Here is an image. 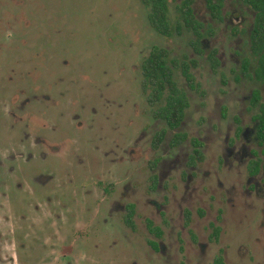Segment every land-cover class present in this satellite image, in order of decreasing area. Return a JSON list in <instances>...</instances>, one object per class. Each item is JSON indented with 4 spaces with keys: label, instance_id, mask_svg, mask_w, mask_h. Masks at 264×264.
<instances>
[{
    "label": "flooded vegetation",
    "instance_id": "flooded-vegetation-1",
    "mask_svg": "<svg viewBox=\"0 0 264 264\" xmlns=\"http://www.w3.org/2000/svg\"><path fill=\"white\" fill-rule=\"evenodd\" d=\"M195 1L193 9L199 20L195 10L197 0ZM226 1L228 0H224L222 23L231 21L238 14L237 19H241L243 23L250 20L252 24L253 15L250 10L236 2L239 7L226 14ZM22 5L23 1L20 3ZM142 5L144 6L143 3ZM38 7L35 5L29 14H24L25 21L19 26L0 16V264H123L126 261H130L129 264H139L142 252L148 264H156V261L159 264H264V144L257 137V115L264 106V83L254 79L249 72L248 75L241 73L244 61L254 63L249 47V56L235 63L232 74L239 82H250L258 87L251 91L249 106L244 107L246 113H251L248 120H244L245 112L234 117L238 128L234 139L230 142L226 140L229 146L220 160V165L227 169H234V163L243 168L246 173L245 183L240 185L241 191L232 187L226 191L227 207L214 195L215 201L220 203L215 208L216 216L197 237L191 227L194 211L182 207L180 215L185 220L179 227L176 238L172 239L170 233L169 240H166V232L173 228L171 221L166 219L169 204L176 199H171L169 190L165 187L162 204L155 200V195L160 192V172L163 175L169 168H183L184 170H180L181 177L185 178L188 186L200 174V166L205 161L204 147L208 144L204 143L200 135L190 140V135L183 130L192 96L183 91L189 104L184 110L181 126L172 131L166 121L156 118L157 106L147 102L146 94V103L152 115L146 132L154 133L151 149L153 154L159 153L160 157L148 161L151 176L146 197L147 203L155 210L145 219L148 236L143 243L146 246L144 248L140 238L136 236L138 201L121 203L122 199L133 193L137 194L135 178L123 179L122 169L117 173L112 166V153L109 154L110 151L105 148L98 149L101 144L92 143V135L88 132L89 103L75 105L71 96L72 86L75 84L74 58L69 54L65 58L60 55L62 49L73 47L72 35L59 28L63 27L61 22L64 21L57 22L53 19V5L44 12H38ZM205 8L207 10L206 4ZM243 8L250 17L244 16L246 14L242 11ZM145 9L147 31L162 37L149 25L148 9ZM209 15L212 23L218 25V21L213 20L210 13ZM177 18L178 13L174 25ZM169 19L172 22L171 17ZM230 28L234 35L232 29L235 27ZM10 30L15 35L12 41L7 40L11 37ZM240 31L246 34L243 29ZM185 33L187 32L175 34L172 38L182 37ZM203 33V54L200 55L191 45L196 39L192 33H188L193 36L190 45L195 57L181 54L176 59L182 61L186 58L189 63L196 61L198 67V59L205 58L210 71L218 73L223 66L218 50L209 48L206 43L214 36V32L210 35L211 30L204 29ZM162 38L165 41L171 40ZM155 46L167 49L170 59L175 58H171V51L167 46L153 45L149 53ZM240 53L242 52L236 50L237 58ZM211 54H215L219 61L216 69L209 60ZM177 72L175 82L179 88ZM88 76L82 75L79 80L87 82ZM186 86L188 87L187 82ZM188 89H198L196 81L195 88ZM256 94H259V104L255 103ZM90 107L95 114L97 105L91 104ZM102 111L105 113L106 110ZM162 124L165 127L159 130L158 126ZM162 133L165 134L164 140L155 148V139ZM175 135H186L187 140L173 145ZM169 138L165 155L163 150ZM193 140L198 144H193ZM187 144L191 147V153L184 159L186 154L182 150ZM197 150L203 153V159L198 158ZM126 154L129 158L127 160L138 162L136 144L130 146ZM123 160V157L119 158L120 166L123 165ZM216 181L219 183L218 179ZM181 201H187V192ZM155 213L159 224L153 218ZM197 213L202 219L206 218L204 214L207 217L211 214L210 209L204 207L198 209ZM186 230L192 237V243L198 246L194 262L184 255L185 249L182 248ZM207 231L208 235L205 234ZM175 244L179 245L177 249ZM123 245L130 246V259H120Z\"/></svg>",
    "mask_w": 264,
    "mask_h": 264
},
{
    "label": "rangeland",
    "instance_id": "rangeland-1",
    "mask_svg": "<svg viewBox=\"0 0 264 264\" xmlns=\"http://www.w3.org/2000/svg\"><path fill=\"white\" fill-rule=\"evenodd\" d=\"M22 1L23 5L20 6ZM180 2L181 0L170 1L172 23L176 21V6ZM35 5L39 6L38 12H42V10L44 12L47 7L53 5L55 8L53 19H56L57 22L64 21L61 22L63 27L59 28L72 35L71 42L73 44H71L74 49L72 47L60 51L62 57L65 58L69 54L74 58L72 62H74L75 68V84L72 86L71 96L75 105L89 103L87 105V113H90L88 132L92 135V143H99L102 146L98 149L105 148L110 151L109 154L112 153V166L117 173L122 169L123 179L135 178L134 187L137 194L133 193L128 198L122 199L121 203L138 201V218L136 220L138 232L136 236L140 238L139 241L145 248L143 243L148 236L145 219L150 217L152 211L155 210L147 203L146 193L150 186L148 180L151 176L148 170V161L151 162L159 158L160 154L152 153L151 141L154 133L146 132L149 130L152 115L146 103L147 93L141 86L140 67L153 45L167 46L171 51V58H176L181 54L195 57L190 45L193 36L185 33L182 37L175 36L171 40L165 41L155 33L147 31L145 27L147 11L141 0H0V16L16 22L19 26L21 22L25 21L24 14H29ZM225 5L226 14L233 8L239 7L233 0L226 1ZM195 10L198 19L205 24V30L214 32V36L206 43L209 48L218 50L223 66L219 68L218 73H213L205 58L198 59L199 66L191 70L198 85V89L194 91L188 89L181 73L177 72L180 90L192 96L191 107L187 110L188 119L183 130L190 135V140L196 135H200V138L208 146L204 147L205 161L200 166L201 172L196 179L190 182L189 189L185 184V178L181 177L180 170H184L183 168H169L163 175L160 172V192L156 194L157 196L155 195L156 202L162 204L165 187L169 190L171 199H176L169 204V214L166 219L171 221L173 228L166 232V240H169L170 233L172 239L176 238V233L185 220L180 215L182 207L194 211L191 227L197 237L203 228L207 227L206 224L213 221L216 216L215 208L220 203L215 201L214 195H217L221 204L227 207L226 191L231 187L241 191L240 185L245 183L246 176L243 168L238 167L237 163H234V169L230 170L222 167L220 160L229 146L227 141L230 142L234 139L238 128L237 120L235 122L234 117L238 113L245 112L244 107L249 106L251 91L257 86L250 82H239L232 74L235 63L241 62L243 58L249 56L246 35L251 22L248 20L243 23L241 19H237V14L231 21L214 24L203 0H197ZM242 11L246 14L244 15L246 18L250 17L244 8ZM66 19L67 21H65ZM232 26L239 27L240 30L243 29L246 34L233 35L230 30ZM10 32L11 37L7 40L12 41L15 35L12 30ZM236 50L242 52L238 54V58L235 54ZM60 59L59 57L58 60ZM82 75H89L86 77L87 82L79 80ZM91 104L97 105L98 110L95 109V114L91 112ZM102 104L103 106H101ZM102 110H106L105 113ZM250 114L249 112L244 113L245 121L248 120ZM164 127L163 124L159 125L158 129ZM169 140L170 138L165 142V149H162L165 155H167ZM135 144L137 145L138 162L132 163L127 160L129 158L126 152L130 146ZM187 145L182 150L186 154L184 159L191 153V147L189 144ZM120 157L124 159L122 166L118 164ZM156 174L159 172L156 171ZM217 179L219 183L216 181ZM185 192H187V201L183 202L181 200ZM203 207L210 209L211 212L208 217L204 214L205 219H202L197 213V210ZM155 215L156 213L153 214V218L159 224L158 216ZM205 234L208 235V231ZM183 239L184 255H187L193 262L196 261L198 246L192 243V237L190 238L187 234V230L183 234ZM177 245H174L175 249L179 246ZM127 246H122L120 259L131 258L130 246ZM129 262L126 261L123 264H129ZM138 263H149L143 252L140 253ZM155 263L159 264V261Z\"/></svg>",
    "mask_w": 264,
    "mask_h": 264
},
{
    "label": "trees",
    "instance_id": "trees-1",
    "mask_svg": "<svg viewBox=\"0 0 264 264\" xmlns=\"http://www.w3.org/2000/svg\"><path fill=\"white\" fill-rule=\"evenodd\" d=\"M195 0H182L177 6V23L174 25L170 17L169 0H142L144 6L148 9L149 25L160 36L171 39L175 34L182 32L192 33L196 41L191 45L201 55L203 49L201 41L204 38V24L196 19L193 6ZM244 8H248L253 15V21L250 31L247 33L248 47L253 57V64L244 61L241 73L253 74V78L264 83V0H237ZM207 10L213 20L222 23L224 0H205ZM234 35H239V27L232 29ZM210 35L212 34L209 33ZM216 54V53H215ZM215 54H211L209 60L214 69L218 68L219 61ZM197 66L196 61L190 63L185 60L170 59L169 51L163 47L155 46L149 55L143 60L141 65L142 86L144 92L148 94L147 102L157 106L156 118L166 121L169 128L174 131L178 129L184 120V110L188 107L187 96L181 91L175 82V72L181 71L185 78L188 88H195V78L191 70ZM256 104H259V94L255 95ZM259 128L257 137L260 143L264 144V106L260 108V114L257 115ZM165 134L157 135L154 147L158 148L164 140ZM187 140L186 135H175L172 140L173 145ZM196 144V141H192ZM198 158L203 159V153L197 150ZM194 157L192 156L191 159ZM258 165L256 169L258 170Z\"/></svg>",
    "mask_w": 264,
    "mask_h": 264
}]
</instances>
